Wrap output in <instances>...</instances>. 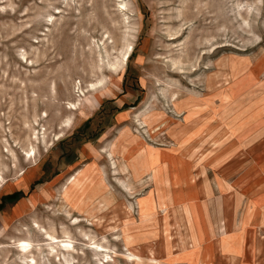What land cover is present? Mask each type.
<instances>
[{
  "label": "rangeland",
  "instance_id": "374dc122",
  "mask_svg": "<svg viewBox=\"0 0 264 264\" xmlns=\"http://www.w3.org/2000/svg\"><path fill=\"white\" fill-rule=\"evenodd\" d=\"M0 264H264V0H0Z\"/></svg>",
  "mask_w": 264,
  "mask_h": 264
},
{
  "label": "bare ground",
  "instance_id": "6f19581e",
  "mask_svg": "<svg viewBox=\"0 0 264 264\" xmlns=\"http://www.w3.org/2000/svg\"><path fill=\"white\" fill-rule=\"evenodd\" d=\"M121 11L122 12H125L126 11V7H125V5L124 4H122V7H121ZM53 22V21H52ZM132 46V45H131ZM130 45L128 46V48H127V51H126V53L124 54V56H123V59H122V61H121V63H122V65H124V63H125V61H127L129 58H130V56H131V53H132V51H133V49H132V47H131ZM117 65H119V64H117ZM116 64H113V65H111V67H112V70H114L115 69V67L117 66ZM118 68V67H117ZM117 70V69H116ZM102 82H100L97 86L96 85H92V89L91 90H96L97 88H99V86H100V84H101ZM75 106V105H74ZM61 137L60 136H58V140L60 139ZM111 156H112V154H111ZM27 158H28V160L29 161H31V160H33V158L35 159L36 158V153H35V150L32 148L31 150H29V151H27ZM114 165H115V163H114ZM77 223V220L75 221V224ZM46 236H47V241L48 240H50V242L51 243H49L48 244V246H49V250H51V251H53V252H58V249L60 248L61 250H63L64 252H67V254L69 253V252H71V251H73L74 250V247H73V245L70 243V242H60V241H58V239H56L54 236H52V235H50V234H46ZM99 248V247H98ZM103 248V247H102ZM101 247H100V249H97V250H99V251H102L103 249H102ZM60 249H59V252H60ZM18 252L21 254V255H23V257H29V256H27V255H29V254H31L32 253V250H33V247H32V245H31V243L30 242H28V241H20L19 243H18ZM96 252V251H95ZM98 252V251H97ZM96 252V253H97ZM108 256H106V258H107Z\"/></svg>",
  "mask_w": 264,
  "mask_h": 264
},
{
  "label": "trees",
  "instance_id": "16d2710c",
  "mask_svg": "<svg viewBox=\"0 0 264 264\" xmlns=\"http://www.w3.org/2000/svg\"><path fill=\"white\" fill-rule=\"evenodd\" d=\"M88 122V121H87Z\"/></svg>",
  "mask_w": 264,
  "mask_h": 264
}]
</instances>
